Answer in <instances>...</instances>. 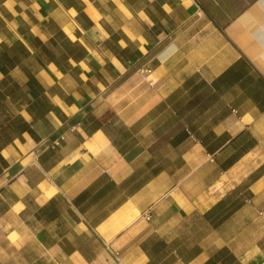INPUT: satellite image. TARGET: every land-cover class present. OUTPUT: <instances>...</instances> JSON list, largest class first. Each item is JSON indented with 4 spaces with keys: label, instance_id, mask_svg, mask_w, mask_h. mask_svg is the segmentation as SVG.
<instances>
[{
    "label": "crops",
    "instance_id": "crops-1",
    "mask_svg": "<svg viewBox=\"0 0 264 264\" xmlns=\"http://www.w3.org/2000/svg\"><path fill=\"white\" fill-rule=\"evenodd\" d=\"M0 264H264V0H0Z\"/></svg>",
    "mask_w": 264,
    "mask_h": 264
},
{
    "label": "built area",
    "instance_id": "built-area-1",
    "mask_svg": "<svg viewBox=\"0 0 264 264\" xmlns=\"http://www.w3.org/2000/svg\"><path fill=\"white\" fill-rule=\"evenodd\" d=\"M149 69H147V71H148ZM62 138V137H61ZM58 140H60V139H57V140H55L54 142H52V145L51 146H55V145H57L58 143H59V141Z\"/></svg>",
    "mask_w": 264,
    "mask_h": 264
},
{
    "label": "bare ground",
    "instance_id": "bare-ground-1",
    "mask_svg": "<svg viewBox=\"0 0 264 264\" xmlns=\"http://www.w3.org/2000/svg\"><path fill=\"white\" fill-rule=\"evenodd\" d=\"M213 195V194H212ZM219 195V194H218ZM216 198V197H215ZM201 203V202H200ZM211 203V202H210Z\"/></svg>",
    "mask_w": 264,
    "mask_h": 264
}]
</instances>
